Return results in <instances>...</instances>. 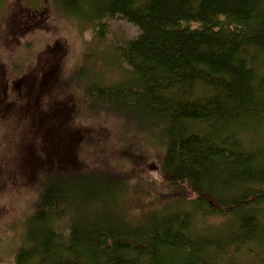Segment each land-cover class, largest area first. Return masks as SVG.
Wrapping results in <instances>:
<instances>
[{
	"label": "trees",
	"instance_id": "16d2710c",
	"mask_svg": "<svg viewBox=\"0 0 264 264\" xmlns=\"http://www.w3.org/2000/svg\"><path fill=\"white\" fill-rule=\"evenodd\" d=\"M55 1L66 14L94 19L89 31L98 39L108 21L137 29L134 39L110 47L128 76L107 89L83 87L85 110L89 100L105 99L117 113L160 123V157L136 163L154 160L167 184L198 198L194 210L233 216L238 226L225 240L208 241L189 233V210L129 215L121 183L65 180L79 168L65 151L60 165L72 170L40 193L15 264H223L217 256L240 248L239 257L257 259L264 226L251 211L264 205V0ZM30 123L35 128L34 115ZM39 130L56 135L45 124Z\"/></svg>",
	"mask_w": 264,
	"mask_h": 264
},
{
	"label": "rangeland",
	"instance_id": "374dc122",
	"mask_svg": "<svg viewBox=\"0 0 264 264\" xmlns=\"http://www.w3.org/2000/svg\"><path fill=\"white\" fill-rule=\"evenodd\" d=\"M82 13L66 14L55 0L2 1L0 264H15L19 250L28 246L26 234L33 228L32 214L40 193L61 186L62 172L72 170V166L60 165V154L65 151L75 159L70 165L79 167L65 180L98 186L119 182L125 189L122 201L127 214L144 217L156 211L161 216L189 210L191 235L225 240L230 229L237 231L231 216L194 210L191 204L198 198L186 186L167 184L157 162L136 163L160 157L163 150L155 137L160 123L142 121L129 109L117 113L105 99L89 100L91 109L85 110L83 87L96 84L107 89L128 76L123 63L110 54L114 50L110 47L134 39L138 31L113 20L106 22L104 37L98 39L89 31L94 19ZM28 115L36 117L35 128L33 123L27 127ZM43 124L56 131L55 137L47 138L39 130ZM254 147L244 145L247 150ZM79 172L87 178H80ZM251 215L257 226H264V205ZM258 247L253 249L259 254L257 259L239 257L238 253L245 254L244 248L236 255L227 250L217 258L225 260L223 264H264V242Z\"/></svg>",
	"mask_w": 264,
	"mask_h": 264
},
{
	"label": "bare ground",
	"instance_id": "6f19581e",
	"mask_svg": "<svg viewBox=\"0 0 264 264\" xmlns=\"http://www.w3.org/2000/svg\"><path fill=\"white\" fill-rule=\"evenodd\" d=\"M232 217V219H234L235 220V218L233 217V216H231ZM235 222H236V220H235Z\"/></svg>",
	"mask_w": 264,
	"mask_h": 264
}]
</instances>
